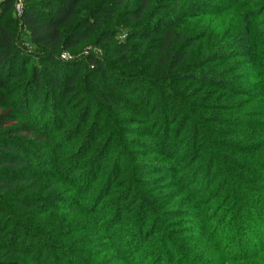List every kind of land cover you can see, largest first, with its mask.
I'll use <instances>...</instances> for the list:
<instances>
[{
	"label": "trees",
	"instance_id": "16d2710c",
	"mask_svg": "<svg viewBox=\"0 0 264 264\" xmlns=\"http://www.w3.org/2000/svg\"><path fill=\"white\" fill-rule=\"evenodd\" d=\"M258 190L264 0H0V264H183L165 218L207 206L215 236Z\"/></svg>",
	"mask_w": 264,
	"mask_h": 264
},
{
	"label": "rangeland",
	"instance_id": "374dc122",
	"mask_svg": "<svg viewBox=\"0 0 264 264\" xmlns=\"http://www.w3.org/2000/svg\"><path fill=\"white\" fill-rule=\"evenodd\" d=\"M119 10V9H118ZM229 12L225 16H221V18H227V21H231L233 24H239L241 22L240 12H235V8H232L228 10ZM120 15V21H124V17L122 13H118ZM202 19L203 24L209 23L212 19V16L210 15H198L196 18H194V22H198V20ZM123 33V32H122ZM119 34L117 37L118 40H124V34ZM25 43H30L26 41ZM28 44H25V46L32 50L33 48L29 46ZM93 51V52H100L99 48L94 47L92 44H86L84 48L78 52H69L71 55V58L66 60H72L80 58L83 53ZM68 53V52H67ZM73 53V54H72ZM139 160L142 161H149L151 163L153 162H160L158 159H154V157H141ZM164 161V160H162ZM161 161V162H162ZM165 162V161H164ZM170 169L168 170V173H170ZM181 172V171H180ZM151 178L155 177V175H149ZM168 178L164 177H158V179L155 182L156 186L155 188H160V191L157 192H169L171 190H178L175 187H168L169 185H166L167 187H163L167 182ZM212 189V188H210ZM230 189L226 186L222 193L225 194L227 190ZM217 190V188H216ZM215 190V191H216ZM259 192H263L261 190H258ZM178 192V191H177ZM209 192V191H208ZM211 194V191H210ZM205 196H207L205 194ZM219 200V196L217 198ZM180 201H183V193H181V196H178L175 198L171 203H169L168 208H180ZM210 202V201H208ZM215 200H213V203ZM212 203V204H213ZM264 205V204H263ZM262 205L261 209L262 211L257 212L258 210L251 207H246L244 213L241 215L238 214H224V217L227 215V218L223 224H220V227L215 233V236H213V232H210V230H214V228H210V221H206L207 219L202 217V212L206 207H191V211H185V207L182 209V211H175L172 216H168L165 218V224L171 223L173 226H166L164 223H152V225H146L143 228V232L147 229L146 233H142L141 239L144 241L138 248V253L141 254L143 250L148 248L151 250L149 244L157 238L161 234V230H158V228L161 225V228L167 229H173L172 231V240L174 242V247H171L173 250L179 252L182 254L181 260L183 264H264V254H261L258 256V259H253V255L257 253L259 250H261L264 246V229L261 227V225L264 224V216L262 214L264 213V206ZM213 209V208H211ZM260 215L261 219L259 220L258 224L255 225L256 216ZM215 216V215H214ZM217 221V217H215ZM214 220V219H213ZM215 222V221H213ZM241 223V227H244V229L241 228V230L237 229V225ZM213 224V223H212ZM237 224V225H236ZM150 226V227H148ZM178 228V229H176ZM155 231V234L150 235L152 232ZM215 237V238H214ZM141 240V242H142ZM102 241V240H100ZM139 242L134 243L133 246H138ZM144 246V247H143ZM165 252L168 253V255L173 256L171 254L170 250H167V246L164 247ZM137 249V248H136ZM135 249V250H136ZM116 253V252H115ZM109 254V253H107ZM104 253L101 255L103 256ZM120 257L124 256L119 254ZM250 255V256H249ZM249 256V257H248ZM124 260V261H122ZM120 260L119 263L121 264H127L126 262V255L123 257V259ZM150 260V259H149ZM181 262V261H180ZM161 264H172L171 261L167 258H164ZM176 264V263H174ZM180 264V263H179Z\"/></svg>",
	"mask_w": 264,
	"mask_h": 264
},
{
	"label": "built area",
	"instance_id": "2783aa9c",
	"mask_svg": "<svg viewBox=\"0 0 264 264\" xmlns=\"http://www.w3.org/2000/svg\"><path fill=\"white\" fill-rule=\"evenodd\" d=\"M23 7H24V0H13V9L16 16L20 17L22 15ZM61 57L63 59H69L71 58V55L67 52H64L61 55Z\"/></svg>",
	"mask_w": 264,
	"mask_h": 264
}]
</instances>
